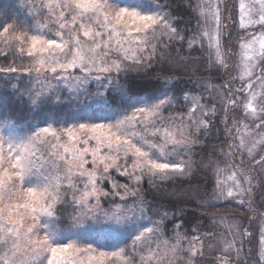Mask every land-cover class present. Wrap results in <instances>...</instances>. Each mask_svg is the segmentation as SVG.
Wrapping results in <instances>:
<instances>
[{
    "label": "snow or ice",
    "instance_id": "snow-or-ice-1",
    "mask_svg": "<svg viewBox=\"0 0 264 264\" xmlns=\"http://www.w3.org/2000/svg\"><path fill=\"white\" fill-rule=\"evenodd\" d=\"M209 259L264 264V0L0 3V264Z\"/></svg>",
    "mask_w": 264,
    "mask_h": 264
},
{
    "label": "trees",
    "instance_id": "trees-1",
    "mask_svg": "<svg viewBox=\"0 0 264 264\" xmlns=\"http://www.w3.org/2000/svg\"><path fill=\"white\" fill-rule=\"evenodd\" d=\"M0 3H3L5 6H7L8 4V0H0ZM194 23V22H193ZM185 81H187V76H185ZM213 135H215V129L213 130ZM212 145H209V147H211ZM203 178V177H202ZM145 187H147V185H145ZM175 188L177 190H180L181 188H187V184L181 185L179 183V181L175 182L173 185H171L168 188H161L160 192L164 193V192H170L172 191V189ZM148 199H151V196L148 197ZM195 209H193L191 206H189V211H194ZM203 231V229H202Z\"/></svg>",
    "mask_w": 264,
    "mask_h": 264
},
{
    "label": "rangeland",
    "instance_id": "rangeland-1",
    "mask_svg": "<svg viewBox=\"0 0 264 264\" xmlns=\"http://www.w3.org/2000/svg\"><path fill=\"white\" fill-rule=\"evenodd\" d=\"M129 2H131V0H129ZM206 264H211V261H210V259H209V261H208V262H206Z\"/></svg>",
    "mask_w": 264,
    "mask_h": 264
}]
</instances>
